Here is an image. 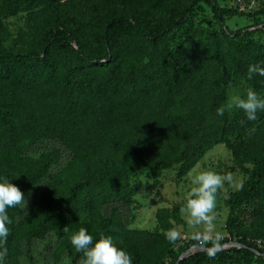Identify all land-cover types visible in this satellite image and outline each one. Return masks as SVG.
I'll return each instance as SVG.
<instances>
[{"label":"trees","instance_id":"16d2710c","mask_svg":"<svg viewBox=\"0 0 264 264\" xmlns=\"http://www.w3.org/2000/svg\"><path fill=\"white\" fill-rule=\"evenodd\" d=\"M125 1L128 12L110 19L74 22L66 15L62 21L45 29L39 36L36 50L13 52L0 48L1 80H8L11 72L19 68L26 73V81L18 91L0 85V178H7L26 195L29 187L42 182L51 165L47 163L40 173L33 172L25 161L26 155L42 146L57 144L71 155L79 156L87 171L74 178V185L67 191L63 189L65 178L60 175L46 187L45 199L56 200V209L41 214V223L35 231H41L42 235L48 233L62 239L67 234L77 233L83 225L95 228L93 246L101 234L111 237L116 247L131 255L133 264H161L165 258L170 260L169 264H252L254 259L264 260V244L258 246L254 242L257 239L249 240L251 235L247 231L238 233L236 246L228 247L231 241L220 238L221 248L215 259H210L199 248L181 259L183 253L194 248L191 238L180 246V252L175 256L165 247L167 239L164 235L147 231L131 233L125 229L122 208L128 206L130 193L123 178L129 169L146 170L157 178L171 165L180 164V175H184L211 143L233 134L240 138L232 147L236 158L242 161L249 151L259 146L260 154L246 184L228 199L231 212L226 228H240L246 222L255 227L264 210V122L251 132L250 121L242 110L231 118L225 114L217 115V109L224 102L220 89L222 76L215 66H205L199 55L205 49L199 47L193 31L187 32L182 51H169L146 68H131L124 77L130 87H121L118 81L123 45L131 35L142 37L150 45H162L203 3L211 9L225 34L236 38L243 30L230 31L225 20L244 13L221 7L217 0H188L182 7L173 5V0H152L146 7H140L139 0ZM257 14L264 15V10ZM61 51L74 52L76 61L86 68H101L105 64L108 67L95 84L82 73L77 82L76 67H73L64 75V105L45 101L46 111L42 107L32 110L29 97L40 85V72L46 71L52 77ZM217 56V51L210 53L207 64L216 63ZM246 57L242 53L233 57L236 71L256 64L264 67V48L260 47L252 57ZM175 96L194 103L209 97L207 113L201 115L193 111L184 119L160 118ZM144 104L150 108L145 114L142 112ZM201 119L207 121L206 128H198ZM133 136H145V140L135 143L131 139ZM104 147L119 155L115 165L118 174L106 172L94 184V171L90 169L91 160L87 155ZM252 196L258 199L252 212L247 215V211L242 210L236 216L234 208L251 200ZM111 203L113 205L102 215V206ZM8 213L9 218H19L11 219L12 223L8 225L10 235L5 264H13L19 253L18 233L24 217L18 206L9 208ZM158 216L165 222L168 218L165 211H160ZM71 255L72 262L82 258V253L76 250Z\"/></svg>","mask_w":264,"mask_h":264},{"label":"rangeland","instance_id":"374dc122","mask_svg":"<svg viewBox=\"0 0 264 264\" xmlns=\"http://www.w3.org/2000/svg\"><path fill=\"white\" fill-rule=\"evenodd\" d=\"M151 1L139 0V5L140 7H146ZM187 1L173 0V5L182 7ZM217 1L221 7L233 8L244 13L243 16H234L225 20V24L230 31L243 30L239 37H228L216 23L211 9L200 3L162 45L147 44L138 35H131L125 40L121 59L122 76L120 75L121 78L118 79L119 86L124 88L129 86L124 77L131 68H146L169 51L171 53L182 51L181 48L186 41L187 32L193 31L194 39L198 41L199 47L205 49V52L199 53L206 64L205 66H215L222 76L223 83L220 85V89L224 94L222 106L233 95L239 94L242 98H246L248 88H252L261 98H264V77L255 75L252 80H248V66L236 71L232 60L239 53L250 58L256 49L264 48V30H262L264 15L257 14L259 11L264 10V0ZM127 9L125 0H0V48L13 52L36 50L38 49L39 36L53 23L62 21L66 15L70 16L74 22H95L125 14L128 12ZM214 51L218 52L217 62L207 64V58ZM73 67H76L74 76L77 75V82L79 74L82 73L92 81V84H95L102 79V73L108 66L105 64L101 68H86L76 61L74 52H59L53 76L50 77L46 71L40 72L38 77L40 85L36 86L35 94L29 97L32 110L42 107L46 111V107L43 106L45 101L64 105L62 99L64 75L71 71ZM25 81L26 73L19 68L11 72L8 80L0 79V85L4 89L18 91L23 87ZM153 97L150 98L151 101L154 99ZM208 104H210L209 97L194 103L185 101L182 96H175L172 98L170 108L164 111L160 118L167 119L170 117L172 119L176 117L184 119L193 111L204 115L207 113ZM148 106L146 104L142 106L143 113L150 111ZM239 111V109H233L231 112L226 111L224 114L227 118H231ZM152 112L156 114L155 109ZM262 122H264V111H258L257 120L249 123V130ZM206 126L207 121L201 119L198 128L203 129ZM237 135L233 134L225 140L211 143L184 175H180V164L171 165L168 169L163 170L157 178L152 177L146 170L129 169L123 178V182L130 193L128 206L122 208L125 217L123 220L125 229L131 233L147 231L164 236L173 227L181 228L182 231L186 232L184 219L180 215L179 209L184 204L187 192L191 187L190 174L204 170H213L219 174L231 173L234 176L235 183L242 184L243 187L254 170L257 155L260 154V146L249 151V154L244 156L241 161L232 153L233 144L240 139ZM131 139L135 143L143 142L145 136H133ZM88 157L91 160L90 169L94 171V184L98 183L106 172L117 173L115 165L119 160V155L111 148L104 147L98 149L97 152H90L87 155ZM25 161L31 171L36 173L43 171L47 163H51V165L46 169V177L42 182L27 189V193L24 195L27 201L26 208L18 206L23 212L22 217L24 219L21 220L22 226L18 233L19 253L13 264H20L19 258L21 256L24 257V264H80V260L72 262L71 252L75 249L70 243V234L59 239L53 234L44 233L42 235V232L35 231V228L38 223H41L43 212L56 209V200L45 199L46 187L57 175H60L65 178L63 189L67 191L69 187L74 185L73 179L80 177L87 171L83 160L79 156L71 155L60 145L53 144L31 151L26 155ZM242 187L236 188L226 184V190L219 193L217 198L216 232L220 234V238L225 237L231 241L228 247L236 246L235 239L239 237L238 233L244 231L251 235L248 238L249 240L264 238V210L259 224L255 227L248 226L249 223L246 222L240 228H226L231 212L228 199L241 190ZM257 201L258 199L255 196H252L251 200L244 201L242 205L234 208L235 215H239L242 210L247 211V215H249L252 212L254 203ZM111 205L113 203L102 206L100 211L102 215L107 213ZM160 211L167 213L166 222L159 218ZM8 215L10 214L8 213ZM10 219L18 220L19 218L10 217ZM83 228H86L91 236L95 232V228L84 225ZM240 229L244 230L239 231ZM251 237L253 238L251 239ZM190 238V235H184L175 244L169 243L167 240L164 245L170 250L171 254L176 256L180 252V246ZM195 251H198L197 247L182 255L187 257ZM169 263L170 260L165 258L161 264ZM252 264H264V260L254 259Z\"/></svg>","mask_w":264,"mask_h":264},{"label":"clouds","instance_id":"9594fccd","mask_svg":"<svg viewBox=\"0 0 264 264\" xmlns=\"http://www.w3.org/2000/svg\"><path fill=\"white\" fill-rule=\"evenodd\" d=\"M255 75L264 77V67L258 64L250 65L247 79L252 80ZM233 109L242 110L247 120L255 121L257 112L264 111V98L252 88H248L246 98L239 94L231 96L224 106L217 109V115L223 116L226 111L231 112ZM250 131L255 132V128ZM0 180V264H5L8 255L6 244L10 235L8 225L12 223L7 210L16 206L26 208L27 201L21 190L7 178ZM190 184L185 202L179 209L187 231L173 227L165 233V238L169 243L175 244L184 235H190L194 247L205 251L210 259H215L221 248L220 234L216 232L218 195L226 190V184L236 188L242 187V184H236L231 173L219 174L213 170L190 174ZM70 243L78 253H82L80 264H133L131 255L116 247L111 237L101 234L93 246V237L88 234L86 228L82 227L73 234ZM19 260L20 264H24L23 256Z\"/></svg>","mask_w":264,"mask_h":264},{"label":"built area","instance_id":"2783aa9c","mask_svg":"<svg viewBox=\"0 0 264 264\" xmlns=\"http://www.w3.org/2000/svg\"><path fill=\"white\" fill-rule=\"evenodd\" d=\"M258 246H261L264 244V240H261V239H257L254 241Z\"/></svg>","mask_w":264,"mask_h":264},{"label":"water","instance_id":"95a60500","mask_svg":"<svg viewBox=\"0 0 264 264\" xmlns=\"http://www.w3.org/2000/svg\"><path fill=\"white\" fill-rule=\"evenodd\" d=\"M185 258V255H182L181 259Z\"/></svg>","mask_w":264,"mask_h":264}]
</instances>
